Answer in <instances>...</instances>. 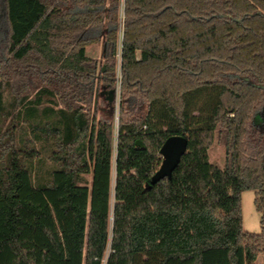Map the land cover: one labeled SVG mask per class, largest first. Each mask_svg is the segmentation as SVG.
I'll return each mask as SVG.
<instances>
[{
	"label": "trees",
	"instance_id": "obj_1",
	"mask_svg": "<svg viewBox=\"0 0 264 264\" xmlns=\"http://www.w3.org/2000/svg\"><path fill=\"white\" fill-rule=\"evenodd\" d=\"M0 6V264H264V136L251 140L264 131V0ZM118 87L115 139L97 100L114 115ZM171 136L188 151L149 189ZM216 136L224 168L209 158ZM36 142L56 165L37 182ZM250 190L259 234L243 228Z\"/></svg>",
	"mask_w": 264,
	"mask_h": 264
},
{
	"label": "rangeland",
	"instance_id": "obj_2",
	"mask_svg": "<svg viewBox=\"0 0 264 264\" xmlns=\"http://www.w3.org/2000/svg\"><path fill=\"white\" fill-rule=\"evenodd\" d=\"M3 7V6H2ZM0 6V19L3 16V8ZM87 55L93 59H96L101 65L103 64V45H95L87 50ZM120 87L114 92H108L106 95L107 101L114 100V115L108 105L101 99L97 100V116L98 119L109 120L114 124V135L115 139L118 137L119 129V115H120ZM257 119V123H259ZM264 136V131L258 127H253L251 140L259 141ZM35 148L38 151V156L32 162L33 176L35 181L46 180L49 173L56 167V165L51 162L50 146L44 144L43 142H36ZM116 146V145H115ZM210 161L220 167L224 168L226 163L225 147L220 143L218 136H216L213 146L209 150ZM89 182L92 180V175L88 176ZM116 183V152L114 151L113 165H112V208L114 207V187ZM255 191H245L242 194V212H243V228L246 232L259 234L261 232V216L255 208ZM263 260L260 258L258 260L259 264H262Z\"/></svg>",
	"mask_w": 264,
	"mask_h": 264
},
{
	"label": "water",
	"instance_id": "obj_3",
	"mask_svg": "<svg viewBox=\"0 0 264 264\" xmlns=\"http://www.w3.org/2000/svg\"><path fill=\"white\" fill-rule=\"evenodd\" d=\"M138 145L142 146L141 143ZM188 145L189 141L184 136H171L165 141L160 150L162 164L152 177L151 182L146 185L147 188L150 189L165 178L172 179L174 171L188 151Z\"/></svg>",
	"mask_w": 264,
	"mask_h": 264
}]
</instances>
